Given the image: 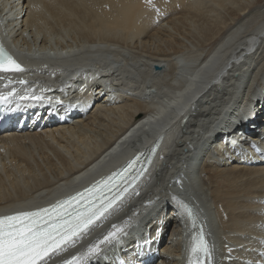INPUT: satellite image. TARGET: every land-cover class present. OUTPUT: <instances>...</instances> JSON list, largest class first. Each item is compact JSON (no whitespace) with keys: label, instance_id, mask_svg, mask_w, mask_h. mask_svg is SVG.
<instances>
[{"label":"bare ground","instance_id":"1","mask_svg":"<svg viewBox=\"0 0 264 264\" xmlns=\"http://www.w3.org/2000/svg\"><path fill=\"white\" fill-rule=\"evenodd\" d=\"M257 1L152 0L150 7L146 0H0V28L7 22L6 29L15 31L21 45L27 44L24 30L30 41L39 43L38 49H18L26 72L8 73L4 80L27 79L29 89L45 91L52 72H62L64 84L80 72L84 80L77 84L85 91L105 89L98 100L87 95L94 103L71 124L0 134V211L51 201L131 151H142L160 134L154 170L74 247L48 264L82 253L117 225L123 227L117 236L122 238L103 244L91 258V264H111L113 256L125 253L137 239H155L151 236L161 224L160 249L167 257L159 264H188L191 231L173 197L193 208L211 264H225L219 258L224 246L238 247L252 261L264 253V162L226 163L233 147H247L246 130L255 135L250 141H257V124L264 134V3L254 16L227 25L246 17ZM43 68L50 70L42 75ZM147 85L157 93L150 97ZM184 107L185 122L159 131ZM146 112L162 121L155 126L149 119L137 123ZM222 132H228V140ZM152 177H157L155 183ZM172 212L182 216L175 227ZM129 258L123 254L124 260Z\"/></svg>","mask_w":264,"mask_h":264},{"label":"snow or ice","instance_id":"2","mask_svg":"<svg viewBox=\"0 0 264 264\" xmlns=\"http://www.w3.org/2000/svg\"><path fill=\"white\" fill-rule=\"evenodd\" d=\"M150 7H154L152 0H146ZM159 13V9H156ZM26 69L12 56L0 43V73H20ZM4 77L0 75V82ZM25 80L14 81L8 79L0 83V106L9 111H14L10 106L13 102L32 100L39 101L42 97L24 89L25 95L21 96L16 87L6 91L9 86L26 85ZM155 149L153 148L152 151ZM143 153L137 155L127 166L113 172L107 177H102L80 192L56 200L44 207L31 210L15 211L11 214H0V264H48L51 257L59 255L82 239L95 224L106 218L121 200L124 193L139 178V173L130 179V173L140 161ZM174 201L184 212L192 228H196L194 210L178 198ZM127 223V222H125ZM102 240L89 244L82 253H77L64 260L62 264H91V258L101 252V246L117 238L123 227L113 225ZM264 243V241H262ZM264 255V253H261ZM211 264V252L205 238L203 226L194 232L189 248L188 264Z\"/></svg>","mask_w":264,"mask_h":264},{"label":"rangeland","instance_id":"3","mask_svg":"<svg viewBox=\"0 0 264 264\" xmlns=\"http://www.w3.org/2000/svg\"><path fill=\"white\" fill-rule=\"evenodd\" d=\"M263 3H264V0H258L256 4H254L251 8H249V10H248L249 13H247L248 15H246V17H244V16L235 17V18H233V20H229L228 23H227V25H230V24L231 25H234L235 23L242 22L244 19L248 18L249 16L250 17L254 16L253 14H256L258 12L257 10L261 8V6L263 5ZM218 40H219V37L218 36L216 38H214V40L206 47V49H204V55H205V52L207 53L208 48L211 49L210 47H212L213 44L216 43ZM254 87H255V83H254V85H253V87L251 89V92L253 91ZM173 227H175V225Z\"/></svg>","mask_w":264,"mask_h":264},{"label":"water","instance_id":"4","mask_svg":"<svg viewBox=\"0 0 264 264\" xmlns=\"http://www.w3.org/2000/svg\"><path fill=\"white\" fill-rule=\"evenodd\" d=\"M154 67H155V69L158 68L157 65H155ZM146 92H147V93H155V89H154V88H149V87H148V88L146 89Z\"/></svg>","mask_w":264,"mask_h":264}]
</instances>
